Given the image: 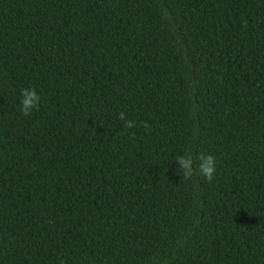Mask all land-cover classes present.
Returning a JSON list of instances; mask_svg holds the SVG:
<instances>
[{"label":"trees","instance_id":"16d2710c","mask_svg":"<svg viewBox=\"0 0 264 264\" xmlns=\"http://www.w3.org/2000/svg\"><path fill=\"white\" fill-rule=\"evenodd\" d=\"M0 264H264V0H0Z\"/></svg>","mask_w":264,"mask_h":264},{"label":"clouds","instance_id":"9594fccd","mask_svg":"<svg viewBox=\"0 0 264 264\" xmlns=\"http://www.w3.org/2000/svg\"><path fill=\"white\" fill-rule=\"evenodd\" d=\"M41 102V97L38 95L35 89H22L21 90V100H20V111L24 116H30L33 110L38 109ZM118 119L124 121V126L127 129H132L135 127L134 122L129 121L126 118L125 112L121 111L118 114ZM145 128H148L147 122L143 125ZM199 160L198 167L194 168V159L192 155H180L175 158L176 162L179 165L177 173L182 175V180H187L193 177L196 172L205 178L207 181L211 182L216 173V160L212 155H199L197 157Z\"/></svg>","mask_w":264,"mask_h":264}]
</instances>
